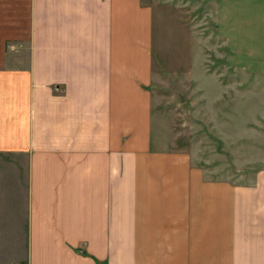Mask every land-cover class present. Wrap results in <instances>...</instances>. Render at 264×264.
<instances>
[{"label": "crops", "instance_id": "crops-1", "mask_svg": "<svg viewBox=\"0 0 264 264\" xmlns=\"http://www.w3.org/2000/svg\"><path fill=\"white\" fill-rule=\"evenodd\" d=\"M154 22L144 0H0V155L25 159L27 264H264V171L209 177L160 144Z\"/></svg>", "mask_w": 264, "mask_h": 264}, {"label": "rangeland", "instance_id": "rangeland-1", "mask_svg": "<svg viewBox=\"0 0 264 264\" xmlns=\"http://www.w3.org/2000/svg\"><path fill=\"white\" fill-rule=\"evenodd\" d=\"M144 1L155 8L160 144L209 177L254 182L264 171V0ZM27 199L25 159L0 155V264H27Z\"/></svg>", "mask_w": 264, "mask_h": 264}, {"label": "trees", "instance_id": "trees-1", "mask_svg": "<svg viewBox=\"0 0 264 264\" xmlns=\"http://www.w3.org/2000/svg\"><path fill=\"white\" fill-rule=\"evenodd\" d=\"M98 262H99V264H105L104 262H102V261H99V260H98Z\"/></svg>", "mask_w": 264, "mask_h": 264}]
</instances>
